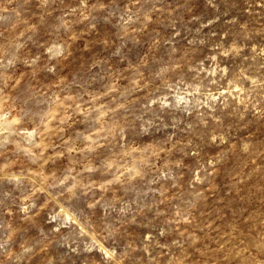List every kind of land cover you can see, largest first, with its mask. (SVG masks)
Segmentation results:
<instances>
[{
	"label": "rangeland",
	"instance_id": "rangeland-1",
	"mask_svg": "<svg viewBox=\"0 0 264 264\" xmlns=\"http://www.w3.org/2000/svg\"><path fill=\"white\" fill-rule=\"evenodd\" d=\"M0 264H264V0H0Z\"/></svg>",
	"mask_w": 264,
	"mask_h": 264
}]
</instances>
